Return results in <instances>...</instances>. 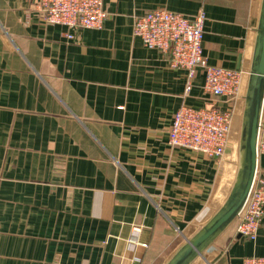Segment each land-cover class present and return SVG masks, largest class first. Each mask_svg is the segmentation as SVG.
I'll use <instances>...</instances> for the list:
<instances>
[{
    "label": "crops",
    "instance_id": "obj_1",
    "mask_svg": "<svg viewBox=\"0 0 264 264\" xmlns=\"http://www.w3.org/2000/svg\"><path fill=\"white\" fill-rule=\"evenodd\" d=\"M260 5L104 0L101 29L70 31L47 25L38 0H0V264H165L197 233L219 204V160L169 145L174 114L234 117L244 101L206 94L202 71L187 94V72L134 20L202 11L208 63L249 74ZM248 257H264V222L255 242L224 233L194 264Z\"/></svg>",
    "mask_w": 264,
    "mask_h": 264
},
{
    "label": "built area",
    "instance_id": "obj_2",
    "mask_svg": "<svg viewBox=\"0 0 264 264\" xmlns=\"http://www.w3.org/2000/svg\"><path fill=\"white\" fill-rule=\"evenodd\" d=\"M104 0H38V10L47 25L64 26L70 31L101 29L108 15ZM206 15L188 18L163 8L136 17L133 34L145 47L170 55L174 68L187 72V94L199 71L204 73L203 91L213 97L236 103L244 101L248 73L213 66L204 56ZM69 40L73 39L68 34ZM249 76V74H248ZM233 123L230 109L182 106L172 120L169 145L200 152L221 160L226 156ZM258 153L264 155V122L260 130ZM264 222V175L257 173L247 204L234 223V235L255 242ZM243 264H264V257H248Z\"/></svg>",
    "mask_w": 264,
    "mask_h": 264
},
{
    "label": "water",
    "instance_id": "obj_3",
    "mask_svg": "<svg viewBox=\"0 0 264 264\" xmlns=\"http://www.w3.org/2000/svg\"><path fill=\"white\" fill-rule=\"evenodd\" d=\"M256 38L242 112L237 173L231 190L215 214L187 238L165 264H194L235 223L244 210L258 173V142L264 113V0H261ZM240 237V236H239Z\"/></svg>",
    "mask_w": 264,
    "mask_h": 264
},
{
    "label": "rangeland",
    "instance_id": "obj_4",
    "mask_svg": "<svg viewBox=\"0 0 264 264\" xmlns=\"http://www.w3.org/2000/svg\"><path fill=\"white\" fill-rule=\"evenodd\" d=\"M241 118H242V115L239 113H237V115H234L232 128H231V134H230V143H229V147H228L227 152H226V156L223 159L218 161L219 162V177H218L217 188H218V193H219L218 194L219 204H218L217 209H215V212L222 206V204L226 200V198H227V196L231 190V187L233 185L236 173H237L238 142H239ZM227 161L229 162L228 163L229 166L231 164V167H230L229 175L226 176L225 172H224V169H225L224 166L225 165L224 164L220 165V163L221 162H227ZM215 212L213 213V215L215 214ZM210 218L207 221H209ZM227 232L232 235V233L234 232V224L225 233H227Z\"/></svg>",
    "mask_w": 264,
    "mask_h": 264
}]
</instances>
